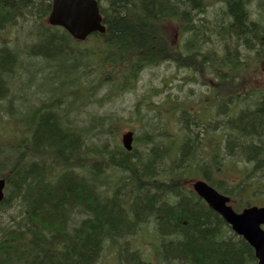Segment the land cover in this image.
<instances>
[{"label":"trees","instance_id":"16d2710c","mask_svg":"<svg viewBox=\"0 0 264 264\" xmlns=\"http://www.w3.org/2000/svg\"><path fill=\"white\" fill-rule=\"evenodd\" d=\"M98 3L105 34L78 42L46 25L51 0H0V135L5 123L18 130L15 140L0 139V178L7 183L0 264H152L153 257L154 264H257L251 246L188 182L206 181L236 210L264 202V85H256L264 64V0H223L212 18L207 0ZM171 23L179 30L170 32ZM163 65L205 87L206 104L195 109L178 97L145 103L160 117L140 112L127 152L118 141L121 119L85 107L112 102L136 88L145 69ZM89 76L93 82L82 83ZM76 82L72 93L83 94V103L69 91ZM31 87L46 98L18 105L28 110L15 115L12 91ZM66 98L81 114L78 126L58 110ZM166 109L178 134L163 124ZM235 158L244 170L233 167ZM111 168L122 175L112 179ZM16 203L23 216L11 227L2 217ZM145 230L152 231L139 241H151L149 253L130 247Z\"/></svg>","mask_w":264,"mask_h":264},{"label":"rangeland","instance_id":"374dc122","mask_svg":"<svg viewBox=\"0 0 264 264\" xmlns=\"http://www.w3.org/2000/svg\"><path fill=\"white\" fill-rule=\"evenodd\" d=\"M221 1L223 0H207L208 18H212L215 15V13H218L220 6H223V4L220 3ZM252 5L253 6L251 7V10L253 11L256 10L257 9L256 4L254 3ZM254 17H256V15ZM174 26H177V25L171 23L170 32L172 31V28ZM174 28L178 29L177 27H174ZM14 37H15V34L13 33L12 39ZM171 38L173 39V41L177 42L180 39V36L179 34L176 35L173 31ZM188 76L189 75L186 71L178 70L173 65H163L157 68L145 69L141 73L140 81L138 82L136 88H134L133 90H129L125 93H122L120 95H117V97H115L112 102H109V103L106 102L102 106L88 102L85 109L88 112H95L94 114L108 113L116 117H119L123 125L122 132L118 137V141L121 144V138L124 133H126L129 130H133V129L139 130L140 129L141 126L138 123V121H136L140 112L141 114L146 112L147 113L146 117H152L154 115H156V117H160V113L158 111L150 107L148 109L145 106V103H150L152 101L156 104H162L166 100H170V99L174 100L175 97H178L179 101L183 100L184 98H189L192 108L198 109L204 106L205 101H204L203 96H205L208 93L207 89L200 85L193 84L191 82H186L185 80L188 78ZM57 78L61 84L62 82L67 81L65 77L58 76ZM92 82H93V76H89L82 80V83H84L85 85L91 84ZM79 84L80 82H76L72 84L73 87L71 86L69 91L76 100L83 103V100L84 102L86 101L83 94L76 96L75 94L72 93V90H74ZM256 85L258 87L264 85V72L263 73L261 72L260 77L257 79ZM67 86L69 87V85ZM106 90H107V87H104L98 90L96 97H102L103 94L106 93ZM60 91L64 93L63 90H60ZM12 92L14 96L16 95L15 97L17 100L15 99L16 100V104L14 105L15 107L10 108V109L12 110L15 109L14 111L15 115L17 114V112L28 110L25 108H16L18 105H22L23 103L39 104L38 100L46 98V95H47V93L45 92L37 91V89H35L34 87L25 89V91L23 92H20L14 89ZM69 101L70 100H68L67 98L64 99V102L60 104V108L58 110L60 111L62 115L67 114L71 122L73 120L74 123L78 126L80 125L82 121L81 114L76 109H72L73 106L69 107ZM170 118L171 116L169 115V111L166 109L162 113L163 124L169 134L173 133V131L175 134H178L179 128L175 120L174 119L171 120ZM145 121L146 119L143 122L144 124H146ZM5 125L6 126H4V132L2 136L0 135V139L3 140L4 137L5 138L7 137L11 141L15 140L16 136H18L17 126L15 124H7V123H5ZM174 125H175V128H174ZM0 132H2L1 125H0ZM201 137L203 138V136ZM168 140L169 139H165L164 144H166ZM237 161H238L237 166L238 168H240V170L243 167H246L245 162L239 159ZM231 170H232V167H229L227 169V171H231ZM108 174H111L112 175L111 178L114 180L118 178V176L122 175L121 172L116 171L113 168L108 170ZM229 177H230L231 182L237 180L235 179L236 177L235 175H230ZM259 191L264 192V190H259ZM261 192L258 193L260 196H261ZM262 198H264V195L262 196ZM22 216H23L22 208L19 206V203H16L12 209L8 210L3 215L2 218L3 220H5L6 225H10L11 227H13L11 220H13L14 218H17V220H19L22 218ZM77 219H78V216H75L74 218L75 222L77 221ZM147 229H150V228H147ZM151 231L145 230V231L140 232V234L137 235L135 238L133 237L132 238L133 244L130 247L140 252L141 251L146 252L147 247H150V246L148 245V243H145V242H151V241L149 239H144L142 241H139V240H140V237L144 233H146V236H148V233ZM129 240L130 238H127L123 241H119L118 243L115 244V247L118 248V246L124 245V243L128 242ZM142 244L145 246V248L140 249L139 245H142ZM105 252L110 254L111 256H116V253L113 252L112 248L111 249L107 248ZM151 262L152 264L155 263L154 257Z\"/></svg>","mask_w":264,"mask_h":264},{"label":"water","instance_id":"95a60500","mask_svg":"<svg viewBox=\"0 0 264 264\" xmlns=\"http://www.w3.org/2000/svg\"><path fill=\"white\" fill-rule=\"evenodd\" d=\"M102 16L96 0H53L48 17L50 26L61 27L74 39L85 41L89 35L105 32ZM133 132L123 135L122 142L127 151L133 149ZM6 179H0V202L4 200ZM193 189L205 203L230 225L232 230L244 238L255 250L258 264H264V207H251L236 212L229 205V197L220 194L204 181L193 183Z\"/></svg>","mask_w":264,"mask_h":264},{"label":"flooded vegetation","instance_id":"af4514ba","mask_svg":"<svg viewBox=\"0 0 264 264\" xmlns=\"http://www.w3.org/2000/svg\"><path fill=\"white\" fill-rule=\"evenodd\" d=\"M261 206H264V204H262Z\"/></svg>","mask_w":264,"mask_h":264}]
</instances>
